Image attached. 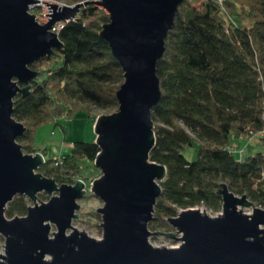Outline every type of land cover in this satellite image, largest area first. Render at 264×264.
<instances>
[{
    "label": "water",
    "instance_id": "1",
    "mask_svg": "<svg viewBox=\"0 0 264 264\" xmlns=\"http://www.w3.org/2000/svg\"><path fill=\"white\" fill-rule=\"evenodd\" d=\"M40 1L0 0V232L6 237L0 264H264V208L227 183L218 191L223 213L182 210L169 220L181 237L149 228L168 176L167 166L150 157L157 140L153 108L163 95L158 63L185 0H88L73 6L48 0L46 23L30 11ZM91 3L108 10L110 21L101 35L125 70L118 110L95 123V143L101 147L95 164L103 174L91 190L104 201L98 208L102 238L73 225L80 217L79 199L88 192L86 182L59 184L41 172L46 156L24 151L18 140L28 127L14 117L15 98L29 95L41 74L31 65L63 46L56 24L75 20ZM43 192L51 197L39 203ZM17 195L35 204L26 215L9 218L8 203ZM241 205L253 207V213ZM153 233L180 238L182 244L156 246Z\"/></svg>",
    "mask_w": 264,
    "mask_h": 264
},
{
    "label": "trees",
    "instance_id": "2",
    "mask_svg": "<svg viewBox=\"0 0 264 264\" xmlns=\"http://www.w3.org/2000/svg\"><path fill=\"white\" fill-rule=\"evenodd\" d=\"M226 7L185 0L158 63L163 95L153 108L157 140L150 157L167 166L168 176L150 222L155 230L172 228L169 219L180 209L221 210L223 183L264 208V150L240 157L228 148L264 130V0H226ZM109 21L105 8L83 7L60 29L63 46L31 65L41 74L14 105V117L28 127L19 138L26 153L39 150L35 136L46 122L80 107L119 108L125 70L101 35ZM195 145L198 156L190 160L185 149ZM100 150L95 142L75 141L67 156H46L39 170L75 184L82 162H94ZM28 207L29 199L17 195L7 216L26 215Z\"/></svg>",
    "mask_w": 264,
    "mask_h": 264
},
{
    "label": "rangeland",
    "instance_id": "3",
    "mask_svg": "<svg viewBox=\"0 0 264 264\" xmlns=\"http://www.w3.org/2000/svg\"><path fill=\"white\" fill-rule=\"evenodd\" d=\"M44 1H48V0L40 1L38 4L34 5V7L32 6L30 8V11L32 13L34 14L36 13L37 15L40 16L38 18L40 23H46L49 21L48 14H46L49 13V5ZM85 1L88 0H82L77 2H72L71 0H49L48 3L73 6ZM216 1L219 2V4L224 10L225 9L227 10L226 0H216ZM64 23L65 22L57 23L54 28V31L59 33ZM45 68L48 69V67ZM117 110L118 107H109L105 109H100L92 105L90 107V110L88 108L80 107L74 113H71L70 116L61 115L56 120H51L49 122L42 124L37 129L35 136V146L39 150L32 152L31 154H35L38 151L44 153L45 151L44 154L48 158L64 157L71 152L75 141L95 142L97 139L95 123L98 117L102 114L114 113ZM263 137L264 134H261L259 132L257 133L251 132L250 134L244 136L243 139L238 140V144L240 145V148H243L245 150L243 154H238V156L245 157L248 154L256 153L258 151H263L264 150ZM20 143L23 145L22 142ZM25 144H27V142H25ZM185 155L187 156L188 159L195 160L198 156V145L188 146L185 149ZM102 174H103L102 169L95 164V161L92 162L89 160H84L82 162L81 174L77 176V180L83 179L86 182L88 192L82 199H79L81 208L80 210H78V213L80 214V217L73 221V225L80 230L88 232L91 236H94L96 238H102L104 236V229L102 226L103 218H102V214L98 211V208L104 206V201L91 190V187L93 186V181L96 178L100 177ZM236 194L240 195L238 193ZM50 197L51 195H48L45 192L40 193L38 202L41 203L42 201H48ZM27 198L29 199V205L35 204V202L30 197ZM199 208L206 210V212L212 216H217L223 213L224 210L223 207L219 211H213L212 209L207 208L206 206H200ZM239 209L240 210L242 209L243 212L248 214L253 213L254 211L253 207H247L244 205L239 206ZM182 210L184 209H180L179 214L182 212ZM18 216H23V215H18ZM149 228L152 232L155 231H163L168 233L176 232L177 237L182 236V234L178 233L177 229L174 227L155 230L152 229L151 226L149 225ZM55 230H57V226L55 223H52V231ZM72 231H73L72 229H69L68 232H72ZM150 241L154 245H158V246L172 247L173 245L182 244V240L180 238H171L164 234L159 235L157 233L152 234V236L150 237ZM1 253L2 254L6 253V237L0 232V254Z\"/></svg>",
    "mask_w": 264,
    "mask_h": 264
},
{
    "label": "built area",
    "instance_id": "4",
    "mask_svg": "<svg viewBox=\"0 0 264 264\" xmlns=\"http://www.w3.org/2000/svg\"><path fill=\"white\" fill-rule=\"evenodd\" d=\"M34 7V6H33ZM38 16V15H37ZM259 133L264 134V131L261 130ZM231 151H233L234 153L237 154H243L245 152V150L243 148H240V145L238 144V142H234L231 145H229L228 147Z\"/></svg>",
    "mask_w": 264,
    "mask_h": 264
},
{
    "label": "bare ground",
    "instance_id": "5",
    "mask_svg": "<svg viewBox=\"0 0 264 264\" xmlns=\"http://www.w3.org/2000/svg\"><path fill=\"white\" fill-rule=\"evenodd\" d=\"M39 17H40V16L38 15V16H37V20H38ZM48 18H50L49 15H48ZM48 20H49V19H48ZM38 21H39V20H38ZM39 22H40V21H39ZM201 210L205 212L204 209L201 208ZM156 246H158V245H156ZM178 246H179V245H173L172 247H178Z\"/></svg>",
    "mask_w": 264,
    "mask_h": 264
}]
</instances>
